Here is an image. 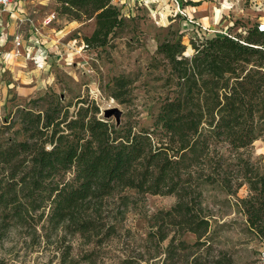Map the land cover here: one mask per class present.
Instances as JSON below:
<instances>
[{"label":"trees","instance_id":"1","mask_svg":"<svg viewBox=\"0 0 264 264\" xmlns=\"http://www.w3.org/2000/svg\"><path fill=\"white\" fill-rule=\"evenodd\" d=\"M53 2L60 16L92 22V30L80 36L87 49L110 47L128 25L124 8L112 0ZM261 24H242L245 32L224 34L196 25L203 37L191 43V54L182 34L161 41L157 53L170 64L176 84L150 126L129 113L116 124L85 97L73 110L72 103L52 97L46 108L18 107L13 117L0 120V239L21 227L36 236L41 230L47 236L64 231L100 244L116 233L102 219L104 201L131 189L176 196L170 209L151 217L149 233V240L167 241L166 260L176 261L188 250L209 248L208 185L234 196L249 228L264 237V172L249 154L255 141H264ZM133 87L134 80L125 74L108 84L110 95L125 105L133 101ZM39 100L47 101L48 95L32 101ZM245 186L248 193L239 196ZM186 233L195 234V242L185 240ZM196 253L190 264H233L225 250L212 261ZM119 264H129L128 259Z\"/></svg>","mask_w":264,"mask_h":264},{"label":"rangeland","instance_id":"2","mask_svg":"<svg viewBox=\"0 0 264 264\" xmlns=\"http://www.w3.org/2000/svg\"><path fill=\"white\" fill-rule=\"evenodd\" d=\"M185 1L126 0L115 3L127 13L128 25L104 50L87 49L85 45L78 48L77 42L71 45L69 40L64 42L65 46L62 41L47 37L42 67L34 59L22 62L17 58L13 61L1 58L0 120L13 117L18 107L28 106L36 111L46 108L52 97L61 98L64 104L72 103L73 110L78 98L85 97L95 100L100 106V115L116 124L129 113L142 125L150 126L170 86L176 84L170 64L157 53L161 41L173 38V33L182 34L187 53H194L191 43H199L203 35L197 33L195 27H189L188 20L190 16L199 20L198 12L203 14L210 33L245 32L246 27L242 24H264V0H200L204 3L200 11L197 7H183ZM18 2L21 3V14L31 19L36 17L28 10L33 1ZM41 2L40 15L55 14L47 24L58 27L59 14L53 0ZM210 5L217 8L218 21H212ZM235 22L239 23L238 27H232ZM21 29L24 30V25ZM91 30L92 22L73 34L80 33V41V36ZM0 50H4L1 45ZM120 74L134 80L130 105L121 104L109 93L108 84ZM47 95V101L39 100L38 104L32 101ZM105 110L112 111L106 115ZM249 154L254 165L264 172V141H255ZM247 193L245 186L239 196ZM123 195L130 199L123 200ZM176 200L175 195H142L131 189L107 198L103 203L102 219L113 224L116 233L100 244L89 242L88 237L80 234L61 231L47 236L41 230V235L36 236L31 229L13 227L0 239V264H119L123 259H128L129 264H190L192 254L197 251L188 250L182 259L168 262L167 241L149 240L151 217L159 210L170 209ZM204 205L210 214L211 241L209 248L206 245L196 254H203V258L212 261L220 250H225L233 264H264V237L249 228L234 196L218 185H208ZM184 238L193 243L196 235L186 233Z\"/></svg>","mask_w":264,"mask_h":264},{"label":"crops","instance_id":"3","mask_svg":"<svg viewBox=\"0 0 264 264\" xmlns=\"http://www.w3.org/2000/svg\"><path fill=\"white\" fill-rule=\"evenodd\" d=\"M29 1H33V4H30L28 6V10H30L31 13H34V15H36L34 19H31L30 16L27 17L25 16V14L20 13L22 11V9L19 6L21 5V3L18 1H17L18 10L15 13H10V12L0 13V45L4 49L1 51H3L2 58H4L5 61H13L16 58L22 59V62L25 60L29 61L33 59L35 60V62L41 60L39 53L41 51L46 52L45 42L47 37L51 39L53 38L54 40L57 41H62L63 45H65V43L68 40L69 42H71V45L72 43L74 44L77 42L79 44L77 45L78 48H80V46L82 47L85 45L82 39H80L79 41L80 33L76 35L73 34L74 31L79 30L81 27H83L85 25L84 23H80L75 20H69L64 16L57 15V19H58L57 21L58 23H60V25H58V27L57 26L55 27V25L53 26L48 25L47 24L49 21L48 18L50 17H48V15L46 17L40 15V9L43 5L41 0H29ZM47 1H51V0H47ZM192 1L200 2V0H192ZM125 2L126 0H120V3H125ZM203 4L200 2L199 5H195V6L186 5L183 7H187V6L197 7L199 8L200 11V7H202ZM214 6L210 5L209 7L211 9V14H212L211 19L212 21L215 22L218 21L220 18L218 14H216L217 8ZM197 15L200 16L199 20L193 19L192 16H190V20H188L189 27L193 28L195 27V25L200 24L202 25L203 28L207 29L208 33H210L211 32L210 29L208 28L207 24L204 23L203 14H199L198 12ZM21 19L24 20L21 21ZM42 23H44V25ZM23 25H24V30L22 31L21 27H23ZM92 28H93V24H92ZM17 33H22L24 36L27 37V39L24 37V43L23 46L21 47V53L19 56L15 55L16 45L14 42V36ZM63 45H59V47L60 48L63 47L65 49L66 47H64Z\"/></svg>","mask_w":264,"mask_h":264},{"label":"built area","instance_id":"4","mask_svg":"<svg viewBox=\"0 0 264 264\" xmlns=\"http://www.w3.org/2000/svg\"><path fill=\"white\" fill-rule=\"evenodd\" d=\"M17 1L18 0H0V13H2V12L15 13L17 11ZM112 1H113V3L120 2V0H112ZM54 16H55V14H53L52 16H49L50 17V18H48L49 22H50V19H53ZM23 20L24 19H21V21H23ZM260 28L264 30V24H261ZM14 42L16 45L15 55L19 56L21 53V47L23 46V43H24V35L22 33H17L14 36ZM2 55H3V51L0 50V59L2 58ZM39 56H40L41 60L36 61V63L42 67L43 61H44L43 57L45 56V51H41L39 53Z\"/></svg>","mask_w":264,"mask_h":264},{"label":"water","instance_id":"5","mask_svg":"<svg viewBox=\"0 0 264 264\" xmlns=\"http://www.w3.org/2000/svg\"><path fill=\"white\" fill-rule=\"evenodd\" d=\"M111 111H112V110H105V114H106V115H110Z\"/></svg>","mask_w":264,"mask_h":264}]
</instances>
